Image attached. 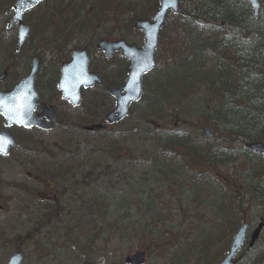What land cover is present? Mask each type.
<instances>
[{
  "label": "rangeland",
  "instance_id": "374dc122",
  "mask_svg": "<svg viewBox=\"0 0 264 264\" xmlns=\"http://www.w3.org/2000/svg\"><path fill=\"white\" fill-rule=\"evenodd\" d=\"M140 1V8L151 3V0ZM51 2L44 1L36 11L24 14V22L32 28L30 35L17 56L14 77L10 71V77H6L0 86L10 89L27 73L31 56H38L41 63L35 83L39 96L55 106L65 121L52 130L32 129L24 132L17 129L15 134L23 140L20 142L22 148L14 149L8 156L0 158V201L3 205L0 211V263L4 264L10 253L19 249L23 254L22 264H82L84 261L92 264H125V256L136 250L145 253L144 264H167V249L171 252L180 243L184 248L193 241L199 244L203 238L201 229L208 236L214 235L216 249L220 248L224 240L216 241L218 234H214L215 225L221 222V218L220 213H216L215 200L218 197L216 182L212 177L220 179L230 172L239 173L238 165L228 163L211 167L204 163L193 168L188 159H174L172 154L170 167L173 172L162 174L149 164L151 150L156 149L158 153L159 148H156L152 130L148 126L138 124L129 139L117 146L106 145L107 140L103 135L79 134L84 124L78 127L76 117L87 113L85 102L90 101L102 87L84 89L81 103L77 107H70L61 100L56 88L60 64L69 58L71 49L85 48L90 56V71L103 72L106 80L122 83L126 71L122 66L124 62L117 55L105 59L95 49V42L99 38H123L139 46L142 33L133 28L132 31L126 29L129 12L114 25L110 17L112 12L108 10L102 14L100 22L76 29L64 40L54 39L51 30L38 31L33 27L45 3L50 6ZM10 14L6 0H0V41H3L0 50L4 52L10 47L9 42L15 41L16 26L5 29ZM151 14L147 17L150 18ZM165 44L167 46V41L163 48ZM160 48L159 42L158 52H161L158 55L161 59L158 64L166 57L163 48ZM3 57L4 53L1 52L0 60ZM119 67L125 70L121 79L116 76ZM103 103L105 112L98 109L91 115L97 122H103V115L112 109L114 100L109 96ZM187 105L188 110L180 111V120L175 123L178 130L190 132L200 140L204 138L200 131L202 124H208L216 132L210 121L200 117L203 103L192 99ZM195 123L201 124L198 131L193 126ZM125 124L126 120H122L110 130L121 132ZM170 124L173 121L167 123L168 126ZM30 137L34 148L29 155L24 143ZM51 154L53 157L62 155L68 164L73 165L74 176L51 180L43 170ZM181 160L183 165L186 162L184 167ZM192 168L195 169L194 173L187 170ZM44 193L54 196L55 200L44 202L41 198ZM47 204H53L55 211L53 209L50 213L45 208ZM240 208L242 215H246L250 232L260 216V203L248 199L246 203H241ZM154 211L158 214L157 218ZM156 219L154 226L147 227L144 232L138 231L139 225L144 226ZM117 228L122 231L119 232ZM152 239H155V244L164 242V248L152 245ZM263 247L264 230L254 244V252ZM215 252L212 249L207 253L217 256ZM191 255L189 253L187 257L193 258Z\"/></svg>",
  "mask_w": 264,
  "mask_h": 264
},
{
  "label": "trees",
  "instance_id": "16d2710c",
  "mask_svg": "<svg viewBox=\"0 0 264 264\" xmlns=\"http://www.w3.org/2000/svg\"><path fill=\"white\" fill-rule=\"evenodd\" d=\"M12 1L6 0L9 10ZM50 1V6L45 3L33 27L38 31L51 30V37L57 40H64L76 29L100 22L102 14L108 10L112 12L110 17L114 25L129 12L126 29L132 31L133 20L149 16L158 3V0H151L147 7L140 8V0ZM259 1L260 10L254 15L245 0H179L184 13H169L160 33V50L167 41V46L165 44L163 48L166 57L158 64L161 59L158 54L161 51L158 52L157 47L156 66L144 76L143 92L124 119V130L114 132L110 130L112 125L95 133L105 136L106 145L117 146L129 139L138 124L148 126L152 130L156 148H159L158 153L155 152L156 149L151 150L149 164L162 174L173 172L170 167L172 154L174 159H188L193 168L204 163L211 167L228 163L238 165L239 173L230 172L220 179L212 177L216 182L218 197L215 200L218 208L216 213H220L221 218V222L215 225L214 234H218L216 241L224 240L223 245L216 249L214 235L208 236L201 229L203 238L199 244L193 241L189 247L184 248L180 243L171 252L167 249V264H215L226 251L233 231L242 220L241 203H246L248 199L260 203L264 199V155L244 147L250 141H261L264 144V0ZM36 10L37 7L30 13ZM1 43L3 41H0V46ZM13 44L14 41L9 42L10 47L5 52L0 50V53H4L0 60V73L8 70L9 77L10 71L14 77L17 65L18 54L14 52ZM121 60L127 66L126 61ZM119 70L121 71L118 68L116 76L121 79L125 70ZM99 73L104 82L101 89L100 86L96 87L101 91L85 102L87 113L76 117L78 127L97 122L91 115L98 109L105 112L103 102L109 97L106 87L120 83L117 80L108 81L103 72ZM192 99L203 103L200 117L214 126V138L200 140L175 126L180 120V111L188 110L187 103ZM58 114L60 123L65 121L60 112ZM171 121L173 124L168 126L167 123ZM193 126L198 131L201 124L195 123ZM79 134L88 136L89 133L81 130ZM19 141L23 142L20 138ZM24 144V149L30 155L34 148L32 138L26 139ZM19 148H22L21 143ZM185 163L182 164L183 167ZM193 168L187 170L194 173ZM74 169L62 155L53 157L51 154L50 161L43 170L51 180H56L74 176ZM45 208L50 213L53 209L55 211L53 204H47ZM155 217H158L157 212ZM156 221L157 219L144 226L139 225L138 231L144 232L147 227L154 226ZM117 229L122 231L121 228ZM150 243L159 246V249L164 248V242L155 244V239H152ZM170 243L173 247L174 243ZM212 249L217 256L208 255V250ZM189 253L194 259L187 257ZM263 256L264 247L254 252V247L248 248L245 244L238 252L234 264H260Z\"/></svg>",
  "mask_w": 264,
  "mask_h": 264
},
{
  "label": "water",
  "instance_id": "95a60500",
  "mask_svg": "<svg viewBox=\"0 0 264 264\" xmlns=\"http://www.w3.org/2000/svg\"><path fill=\"white\" fill-rule=\"evenodd\" d=\"M41 1L43 0H14L12 4V15L7 20L5 27L9 29L17 24L16 52L30 31V26L23 21V15ZM246 1L253 14L256 15L259 10L258 0ZM169 11L176 14L183 13L182 8L178 5V0H158V7L151 19L138 18L134 21L133 27L143 32L141 47L128 44L123 39L114 41L99 39L96 42V49L103 51L107 58L119 50L120 54L128 60V70L123 84L119 87L108 88L109 94L115 99V104L104 115L106 123L112 124L123 119L129 113L130 104L139 99L142 93V77L155 65L154 52L158 43L159 32ZM70 55V60L61 64L57 88L61 92L62 99L67 100L71 106H77L81 101V88H88L94 84H100L102 81L97 73L88 71L89 57L85 49H74ZM39 63L40 59L33 56L30 69L26 75L12 89L0 91V112L5 116L7 124L50 129L58 123L54 108L51 105L46 106L44 102L40 105V112L36 115L33 114L36 101L39 98L35 88V75ZM5 76L6 72H3L0 75V81ZM104 127L106 125L93 123L83 126V130L95 132ZM202 133L206 138L214 137V132L208 125L202 127ZM0 142H2L0 143V154L2 155H7L9 148L17 145L12 135L4 129L0 130ZM244 147L256 154H264V144L261 141L246 142ZM261 210L259 221L249 235L248 247L254 244L264 227V200L261 202ZM247 227L248 224L243 217L242 223L232 234L227 250L216 264L234 263V258L244 243ZM22 258V253L15 250L10 254L5 264H21ZM144 260L145 255L141 251H135L124 258L126 264H142ZM83 264L92 263L85 261ZM261 264H264V258Z\"/></svg>",
  "mask_w": 264,
  "mask_h": 264
},
{
  "label": "flooded vegetation",
  "instance_id": "af4514ba",
  "mask_svg": "<svg viewBox=\"0 0 264 264\" xmlns=\"http://www.w3.org/2000/svg\"><path fill=\"white\" fill-rule=\"evenodd\" d=\"M115 55H117V56H121L120 55V51H115L114 52V54L110 57V59L111 58H113ZM69 59V58H68ZM67 59V60H68ZM66 61V60H65ZM120 85V84H119ZM2 89H4V88H1V86H0V90H2ZM3 91V90H2ZM43 100L41 99V98H39V100L37 101V108H36V110L34 111V114H37V113H39V106H40V103L42 102ZM46 102V101H45ZM47 103V102H46ZM48 104V103H47ZM55 108V107H54ZM55 114H56V116L58 117V112L56 111V109H55ZM59 118V117H58ZM13 128V129H12ZM23 127H21V126H18V125H15V124H12V125H9V124H7L6 123V118L4 117V115L0 112V130H2V129H5V130H7L12 136H13V138H15L18 142H19V140H18V137H16V134H15V132H16V130L17 129H22ZM24 129V128H23ZM0 158H3V156H0ZM41 198H42V200L44 201V202H48V203H51L50 202V200H55V197L54 196H50L48 193H44V194H42L41 195ZM0 206H1V209H0V211H2L3 210V205L1 204V201H0ZM0 264H2V263H0Z\"/></svg>",
  "mask_w": 264,
  "mask_h": 264
},
{
  "label": "bare ground",
  "instance_id": "6f19581e",
  "mask_svg": "<svg viewBox=\"0 0 264 264\" xmlns=\"http://www.w3.org/2000/svg\"><path fill=\"white\" fill-rule=\"evenodd\" d=\"M178 5L180 6V4H179V0H178ZM181 7V6H180Z\"/></svg>",
  "mask_w": 264,
  "mask_h": 264
},
{
  "label": "snow or ice",
  "instance_id": "6c2138e0",
  "mask_svg": "<svg viewBox=\"0 0 264 264\" xmlns=\"http://www.w3.org/2000/svg\"><path fill=\"white\" fill-rule=\"evenodd\" d=\"M0 143H2V142H0Z\"/></svg>",
  "mask_w": 264,
  "mask_h": 264
}]
</instances>
